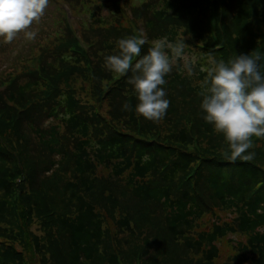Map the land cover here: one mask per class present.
Masks as SVG:
<instances>
[{
  "label": "trees",
  "instance_id": "16d2710c",
  "mask_svg": "<svg viewBox=\"0 0 264 264\" xmlns=\"http://www.w3.org/2000/svg\"><path fill=\"white\" fill-rule=\"evenodd\" d=\"M53 1L59 34L0 75V264H264V138L231 159L198 95L211 59L264 73V0H61L78 34ZM140 33L141 55L165 36L199 53L165 77L155 123L132 73L104 67Z\"/></svg>",
  "mask_w": 264,
  "mask_h": 264
},
{
  "label": "clouds",
  "instance_id": "9594fccd",
  "mask_svg": "<svg viewBox=\"0 0 264 264\" xmlns=\"http://www.w3.org/2000/svg\"><path fill=\"white\" fill-rule=\"evenodd\" d=\"M50 0H0V41L11 43L18 33L35 39L30 30L49 7ZM149 41L140 33L118 41V54L104 58V67L119 76L132 73L131 84L137 101L135 114L152 122L162 120L170 101L165 77L172 72L178 60L192 74L191 63L186 59L184 39L170 42L161 37L150 43L141 55L142 47ZM138 58V59H136ZM261 57L239 54L229 61L211 59L206 77L200 83L202 119L221 134L230 158L250 160L254 153L252 138H264V73L260 71ZM125 109L132 110L128 104Z\"/></svg>",
  "mask_w": 264,
  "mask_h": 264
},
{
  "label": "rangeland",
  "instance_id": "374dc122",
  "mask_svg": "<svg viewBox=\"0 0 264 264\" xmlns=\"http://www.w3.org/2000/svg\"><path fill=\"white\" fill-rule=\"evenodd\" d=\"M83 1L86 4V1L85 0ZM91 1H93L94 3L95 0H90V2ZM58 2L59 5L61 6L62 1L58 0ZM97 11L103 17L109 15V12L107 11L106 8H101L100 10ZM81 12L82 10H80V13ZM58 16H60V12H58L56 8V3L53 0H50L49 7L46 9L44 15L41 16L38 22H34L32 28L30 29L36 32L35 39H29L25 35V33L21 32L17 34L16 38L11 43H4L0 41V75L6 76L7 73H11V71H14L16 68H20L21 63L19 61L21 59L27 58L29 53H31L33 50H37L38 44L43 43L42 45H46L51 43L50 40H52L53 38H55V36L59 34L60 26H64V25H59L57 27L56 24L53 25V19H58ZM76 16L79 18L82 17L83 15L81 16L78 14ZM83 23L88 25L90 23V20L88 21L87 19H84ZM67 26L76 34L79 33L75 23H68ZM55 31L56 33L57 32L58 33L56 34ZM185 52H186V59H188V61L195 60L198 56L196 54H199L196 51H189V52L185 51ZM24 60H22L21 62L23 63ZM178 61L180 63H184V60H178ZM122 236L123 235H119L120 238ZM227 253L228 252L225 251L223 257H221V260L226 259Z\"/></svg>",
  "mask_w": 264,
  "mask_h": 264
}]
</instances>
